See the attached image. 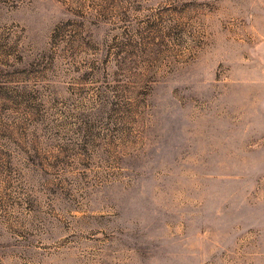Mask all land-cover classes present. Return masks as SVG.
<instances>
[{"label":"rangeland","instance_id":"rangeland-1","mask_svg":"<svg viewBox=\"0 0 264 264\" xmlns=\"http://www.w3.org/2000/svg\"><path fill=\"white\" fill-rule=\"evenodd\" d=\"M0 264H264V0H0Z\"/></svg>","mask_w":264,"mask_h":264}]
</instances>
